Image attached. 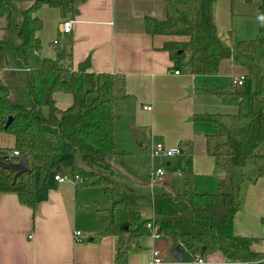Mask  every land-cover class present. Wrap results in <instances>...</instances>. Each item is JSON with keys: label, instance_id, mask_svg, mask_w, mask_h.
<instances>
[{"label": "crops", "instance_id": "0c3cea01", "mask_svg": "<svg viewBox=\"0 0 264 264\" xmlns=\"http://www.w3.org/2000/svg\"><path fill=\"white\" fill-rule=\"evenodd\" d=\"M259 6V1H215L217 34L233 49V56L223 60L219 73L211 76L191 74L186 54L178 65L164 49L168 42L188 41L189 37L147 32L148 17L166 19L164 0H86L76 15L63 16L60 9L49 6H43L35 14L43 23L37 33L42 44L41 57L75 70L89 59L86 86H92L98 74L125 75L128 96L114 105L118 115L116 154L108 162L117 184L125 194L133 196L143 219H154L156 194L185 189L186 172L193 173L197 193L219 191L226 172L207 153V135L215 132V128L209 122L194 121L193 116L237 113V102L208 92L236 86L233 84L236 78L244 77V84L236 87L252 100L256 82L248 75V64L253 56L238 53L236 45L259 36L264 26ZM69 18L74 20L72 31L63 35L61 26ZM2 23L6 27L5 19ZM1 33L11 36L5 29ZM258 61L264 74V47ZM54 99L60 110L74 103L73 95L64 92L56 93ZM43 114L48 117L49 108L44 107ZM15 143L14 135L0 132V150L11 149ZM154 143L167 148L180 147L181 153L174 157L153 156ZM65 160L82 165L79 159L65 157ZM157 168L165 170V181L153 185L151 173ZM249 171L236 170L235 182L228 188L235 190L240 185L242 198L234 231L252 239V251L264 254V178H256ZM58 173L69 174V168L61 165L51 171L48 182L41 187L36 210L23 204L17 193H0V264H152L156 248L162 252L163 264H193L194 254L189 250L180 245L179 259L172 253L177 245L163 235L154 238L150 230L139 234L138 243L119 257V235L100 211L106 202L103 186L59 183L54 179ZM77 231L81 234L76 237ZM203 259V264L250 263L231 261L219 250L205 253ZM251 264H264V259Z\"/></svg>", "mask_w": 264, "mask_h": 264}, {"label": "trees", "instance_id": "16d2710c", "mask_svg": "<svg viewBox=\"0 0 264 264\" xmlns=\"http://www.w3.org/2000/svg\"><path fill=\"white\" fill-rule=\"evenodd\" d=\"M86 0H0V30L11 36L0 39V132L15 136L11 149L0 150V158L14 163L25 154L31 171L17 177L15 172L0 168V193H17L20 201L36 210L41 187L50 173L65 165L84 187L103 186L109 215L105 222L119 235V257L138 243L139 234L148 232L153 222L158 233L192 254L202 256L219 250L231 261H262L264 254L252 251V239L235 234V216L241 209L239 187L233 185L236 170H252L256 178H264V74L258 55L264 47V26L256 39L240 41L238 53L253 56L248 64L249 76L256 86L249 101L236 86L227 90L209 89L239 105L235 114H195L193 120L213 124L215 132L207 135V153L226 172L216 193H197L192 172L185 173V189L166 190L154 198V219L145 220L132 195L125 194L115 180L108 158L116 154L114 105L127 98L123 74H98L92 86H86L90 60L70 69L58 61L40 56L42 44L37 33L42 21L35 16L43 6L58 8L63 16L76 15ZM216 0H164L167 17L146 19L151 35L187 36L188 41L168 42L164 49L173 62L180 65L188 56L191 74L211 76L219 73L223 60L233 56V49L218 37L214 19ZM259 1L258 14L264 19V0ZM7 21L6 27L2 23ZM238 59V56H236ZM73 95L74 103L66 110L55 104L54 95ZM49 108V115L43 108ZM12 122L6 128L9 117ZM65 157L79 159L68 162ZM205 249V250H203Z\"/></svg>", "mask_w": 264, "mask_h": 264}, {"label": "built area", "instance_id": "2783aa9c", "mask_svg": "<svg viewBox=\"0 0 264 264\" xmlns=\"http://www.w3.org/2000/svg\"><path fill=\"white\" fill-rule=\"evenodd\" d=\"M74 24V20L69 18L66 21L63 22L61 26V33L63 35L70 34L72 31V27ZM176 73H179L177 71ZM233 84L236 85L237 87H241L244 84V77L236 78L233 80ZM147 110H152V107H145ZM151 153L153 156H166V157H174L176 155H179L181 153L180 147H172V148H167L165 145L162 143H154L152 146ZM20 152L15 151L12 156H19L20 157ZM164 176H165V170L163 168H157L154 169L151 173V183L153 185H160L164 183ZM55 181L59 183H63L65 181H73L74 183L76 182H82L81 178L76 177L75 179L70 175V174H61L58 173L54 177ZM147 228L151 231L152 236L154 238H159L161 235L158 233V227L153 223L149 222L147 223ZM81 233L77 231L75 233V236H79ZM193 264H203L204 259L201 254H195L193 255ZM152 264H163V258H162V252L159 249H154L153 250V261ZM251 264V263H247Z\"/></svg>", "mask_w": 264, "mask_h": 264}, {"label": "water", "instance_id": "95a60500", "mask_svg": "<svg viewBox=\"0 0 264 264\" xmlns=\"http://www.w3.org/2000/svg\"><path fill=\"white\" fill-rule=\"evenodd\" d=\"M12 120H13V117L12 116L9 117L7 124H6V128L9 126ZM0 168H4L12 172H15L16 173L15 181H16L17 177H19L20 175L24 173H28L31 171V164H30L29 158L25 154H21L18 160L14 163H9L0 158ZM223 174L224 173H222V175ZM181 252H182V249L180 245L175 246V248L172 251V253L175 254V256H177L179 259H181Z\"/></svg>", "mask_w": 264, "mask_h": 264}, {"label": "rangeland", "instance_id": "374dc122", "mask_svg": "<svg viewBox=\"0 0 264 264\" xmlns=\"http://www.w3.org/2000/svg\"><path fill=\"white\" fill-rule=\"evenodd\" d=\"M0 39L1 40H5V39H8V37L4 34V33H1L0 34ZM88 85V84H87ZM91 86H87V88H90ZM264 151V148L262 149V151L261 152H263ZM249 172H251V171H249ZM165 177V176H164ZM155 189H159V191H160V188H158L157 186L155 187ZM178 190V189H177ZM107 207H108V204H103L102 206H101V208H102V210H100L101 211V213H102V215H105V216H108L109 215V213H108V210H107Z\"/></svg>", "mask_w": 264, "mask_h": 264}]
</instances>
